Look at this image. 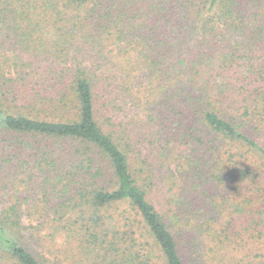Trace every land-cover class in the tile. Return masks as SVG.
<instances>
[{"label":"trees","instance_id":"16d2710c","mask_svg":"<svg viewBox=\"0 0 264 264\" xmlns=\"http://www.w3.org/2000/svg\"><path fill=\"white\" fill-rule=\"evenodd\" d=\"M243 3L0 0V264H264V0Z\"/></svg>","mask_w":264,"mask_h":264},{"label":"rangeland","instance_id":"374dc122","mask_svg":"<svg viewBox=\"0 0 264 264\" xmlns=\"http://www.w3.org/2000/svg\"><path fill=\"white\" fill-rule=\"evenodd\" d=\"M240 1H244L243 4H245V3H247L250 0H240ZM244 8L245 9L249 8V10L256 9L260 13H262L261 10L264 11V4H262V6L260 4L259 5H255L254 7L252 5H249V6H245ZM251 13H253V12H251ZM263 20H264V16L259 19L260 23H262L261 21H263ZM262 24H264V23H262ZM9 56L12 57V55H9ZM5 62L8 63V60H5L4 61V64H1V68H2V71H3V74H4V78L5 79H10V77L14 76L17 73V71L15 69H8V67L6 66V63ZM11 111L13 112L14 110H11ZM259 142H260L259 144L262 147H264V139L263 140H260ZM35 198H36V196L35 197H32V199H35ZM247 209L249 210V208H247ZM26 215L27 216H30V217H34L36 219H38L39 216H43V214H41L39 212V209L36 212L35 211L27 212ZM250 216L251 215L249 213H246V215H245V213H243V216L242 217H240L239 214H238V215L233 216V219H232V221H233L232 222V225H237V226L239 225V227H241V232L244 229H247L248 230V232H246V231L245 232L244 231L242 232V235L241 236H242V239L244 241L241 244V249H240V251H242V253L245 254V255H247V256H249V255H255L256 254V251L258 249H260V246H261L258 242L254 241L252 239L251 234L249 233V229L247 228L248 227V221H249V223H251V221L253 219V216H251V217ZM247 219H249V220H247ZM234 227H236V226H234ZM259 252H260V255L261 256L264 255V248H262V250L259 251Z\"/></svg>","mask_w":264,"mask_h":264}]
</instances>
